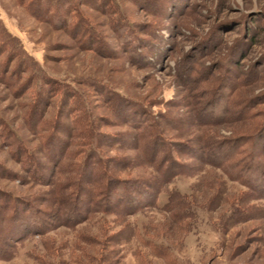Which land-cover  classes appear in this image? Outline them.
<instances>
[{
	"label": "rangeland",
	"instance_id": "obj_1",
	"mask_svg": "<svg viewBox=\"0 0 264 264\" xmlns=\"http://www.w3.org/2000/svg\"><path fill=\"white\" fill-rule=\"evenodd\" d=\"M263 138L264 0H0V264H264Z\"/></svg>",
	"mask_w": 264,
	"mask_h": 264
},
{
	"label": "trees",
	"instance_id": "obj_2",
	"mask_svg": "<svg viewBox=\"0 0 264 264\" xmlns=\"http://www.w3.org/2000/svg\"><path fill=\"white\" fill-rule=\"evenodd\" d=\"M53 139V138H52ZM264 139V138H263ZM51 141V140H50ZM49 141V142H50ZM158 152V151H157ZM231 152H233V151H231ZM157 154V153H156ZM150 155V159H148L147 160V164H154V162L156 161L155 159H157L156 158V156L157 155ZM164 162H168L167 160L166 161H164ZM164 162H163V159H161L160 160V163H161V167H159L160 169H161V174H162V178H164V182L165 183H169L174 177H176L177 175H178V172H176V171H174V169L172 170V171H169V170H167V168L168 167H166L165 168V170H163V168H164ZM209 162V161H208ZM260 162L261 163H264V157H262V159L260 160ZM209 163H211V164H216V163H214V162H209ZM219 163H221V162H219ZM222 164V163H221ZM169 165V164H168ZM167 165V166H168ZM163 170V171H162ZM251 171L255 174V175H257L259 178L260 177H262V176H264V170H262L261 169V167L258 165V163H256V165H252V168H251ZM110 199H111V197H109Z\"/></svg>",
	"mask_w": 264,
	"mask_h": 264
}]
</instances>
